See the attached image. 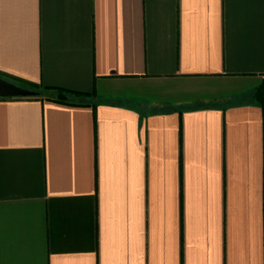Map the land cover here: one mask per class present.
<instances>
[{"label":"crops","instance_id":"0c3cea01","mask_svg":"<svg viewBox=\"0 0 264 264\" xmlns=\"http://www.w3.org/2000/svg\"><path fill=\"white\" fill-rule=\"evenodd\" d=\"M0 75L67 96L0 98V264H264V0H0Z\"/></svg>","mask_w":264,"mask_h":264},{"label":"water","instance_id":"95a60500","mask_svg":"<svg viewBox=\"0 0 264 264\" xmlns=\"http://www.w3.org/2000/svg\"><path fill=\"white\" fill-rule=\"evenodd\" d=\"M40 91L30 88L14 81H11L0 75V97H28L38 96ZM59 99H67L66 94L59 92L57 94Z\"/></svg>","mask_w":264,"mask_h":264},{"label":"trees","instance_id":"16d2710c","mask_svg":"<svg viewBox=\"0 0 264 264\" xmlns=\"http://www.w3.org/2000/svg\"><path fill=\"white\" fill-rule=\"evenodd\" d=\"M9 80L14 81V82L19 83V84L24 85V86L39 90L40 91V94H39L40 96H44V97L50 98V99L60 100L59 98H57V93L62 92V90L53 88L51 86L36 85V84H33V83H29V82H19V81H15V80H12V79H9ZM31 97H33V96L20 97V98H31ZM0 98H12V97H0ZM262 102L264 104V97L262 99Z\"/></svg>","mask_w":264,"mask_h":264}]
</instances>
